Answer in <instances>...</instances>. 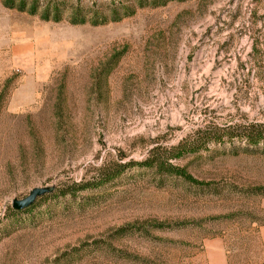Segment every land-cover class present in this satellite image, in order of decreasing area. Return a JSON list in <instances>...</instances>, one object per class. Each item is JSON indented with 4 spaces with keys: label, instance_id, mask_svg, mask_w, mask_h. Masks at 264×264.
<instances>
[{
    "label": "rangeland",
    "instance_id": "1",
    "mask_svg": "<svg viewBox=\"0 0 264 264\" xmlns=\"http://www.w3.org/2000/svg\"><path fill=\"white\" fill-rule=\"evenodd\" d=\"M2 1L0 264H264L262 142L171 160L203 185L136 165L92 180L206 124H264V0H113L134 12L102 26Z\"/></svg>",
    "mask_w": 264,
    "mask_h": 264
},
{
    "label": "trees",
    "instance_id": "2",
    "mask_svg": "<svg viewBox=\"0 0 264 264\" xmlns=\"http://www.w3.org/2000/svg\"><path fill=\"white\" fill-rule=\"evenodd\" d=\"M2 5L6 9H14L30 16H37L41 21L60 22L66 19L70 25L88 24L90 26H102L107 23L118 22L134 12L132 7L113 0L105 8L82 6L81 0H74V3H66L64 0H3ZM221 137H225L227 140L235 137L243 140L247 145L264 143V124L250 123L246 127L234 124L232 126L228 125L221 130L207 124L197 127L190 135L180 139L176 145L168 149L153 146L147 151L146 158L139 163L116 164L114 168L109 170H103V167L100 166L97 169L99 172L97 176L92 177V180H97L93 187L110 181L117 177L126 167L133 165L152 167L159 172L178 176L191 184L203 185L185 174L182 169L173 166L171 160L178 159L186 153L197 152L205 148L209 143H216ZM88 184L89 182L80 185L75 184L74 186L82 185L79 189L84 190L88 187ZM255 191L257 192V190Z\"/></svg>",
    "mask_w": 264,
    "mask_h": 264
},
{
    "label": "water",
    "instance_id": "3",
    "mask_svg": "<svg viewBox=\"0 0 264 264\" xmlns=\"http://www.w3.org/2000/svg\"><path fill=\"white\" fill-rule=\"evenodd\" d=\"M52 191V188H48V187H43V188H33L31 189L28 194L22 198V199H13L10 203V207L13 210H22L25 209L27 207H29L30 205L33 204V202L35 201V199L48 194Z\"/></svg>",
    "mask_w": 264,
    "mask_h": 264
},
{
    "label": "crops",
    "instance_id": "4",
    "mask_svg": "<svg viewBox=\"0 0 264 264\" xmlns=\"http://www.w3.org/2000/svg\"><path fill=\"white\" fill-rule=\"evenodd\" d=\"M263 242H264V232H263V238H262Z\"/></svg>",
    "mask_w": 264,
    "mask_h": 264
}]
</instances>
